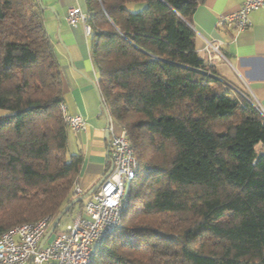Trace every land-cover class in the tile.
<instances>
[{
  "label": "trees",
  "instance_id": "16d2710c",
  "mask_svg": "<svg viewBox=\"0 0 264 264\" xmlns=\"http://www.w3.org/2000/svg\"><path fill=\"white\" fill-rule=\"evenodd\" d=\"M85 2L100 113L138 160L122 226L93 263L264 264V116L196 50L204 0ZM43 9L0 0V235L77 197L83 156L68 153Z\"/></svg>",
  "mask_w": 264,
  "mask_h": 264
},
{
  "label": "crops",
  "instance_id": "0c3cea01",
  "mask_svg": "<svg viewBox=\"0 0 264 264\" xmlns=\"http://www.w3.org/2000/svg\"><path fill=\"white\" fill-rule=\"evenodd\" d=\"M39 1V0H38ZM243 0H204L190 17L195 32V48L207 58L209 43L217 45L221 56L210 61L226 80L244 89L264 110V5L249 14L251 26L242 31L224 22L222 17L235 12ZM44 26L61 66L62 103L69 114H80L88 123L87 131L69 129L68 148L80 153L83 161L76 178L83 195L107 171L108 143L106 122L96 115L97 101L89 78L95 83L98 73L92 63L84 24L69 25L67 8L77 6L86 12L85 0H40ZM88 80V81H87ZM101 114V113H99ZM106 118V117H105ZM85 199L83 200V202ZM82 204L77 207V212Z\"/></svg>",
  "mask_w": 264,
  "mask_h": 264
},
{
  "label": "built area",
  "instance_id": "2783aa9c",
  "mask_svg": "<svg viewBox=\"0 0 264 264\" xmlns=\"http://www.w3.org/2000/svg\"><path fill=\"white\" fill-rule=\"evenodd\" d=\"M264 0H243L233 13L220 19L235 31L251 26L249 14L262 7ZM87 14L77 6L67 8L69 25L84 24L86 35L90 27ZM209 61L221 56L219 47L209 43L206 47ZM235 94L243 95L264 116L260 103L245 96L237 88L229 87ZM60 111L67 127L73 131H87L88 123L80 114H69L60 103ZM108 114L109 154L112 169L102 183L85 199L80 212L63 226L55 229L48 240L38 247L42 237L51 226L54 216L47 215L35 222L21 223L0 235V264H94L96 252L115 231L122 226V213L129 202V188L138 171L136 153L124 127L115 131L113 119ZM76 195L81 193L77 181L73 183Z\"/></svg>",
  "mask_w": 264,
  "mask_h": 264
},
{
  "label": "water",
  "instance_id": "95a60500",
  "mask_svg": "<svg viewBox=\"0 0 264 264\" xmlns=\"http://www.w3.org/2000/svg\"><path fill=\"white\" fill-rule=\"evenodd\" d=\"M40 2V0H39ZM103 112L105 114L106 119L108 120V114L106 109H103ZM108 121L106 123V128H105V137L107 139V141L109 140L108 137ZM108 148H109V143H108ZM112 169V165L110 164L109 168L107 169V171L101 176V178L97 181V183L86 193H84L83 195L77 196L74 199H72L54 218L51 226L49 227L48 231L45 233V235L42 237L38 247L41 248L42 245L48 240V238L54 233L55 229L57 228L61 217L75 204H77L79 201H83L84 199H86L101 183L102 181L107 177V175L110 173ZM31 259L26 263V264H30Z\"/></svg>",
  "mask_w": 264,
  "mask_h": 264
},
{
  "label": "rangeland",
  "instance_id": "374dc122",
  "mask_svg": "<svg viewBox=\"0 0 264 264\" xmlns=\"http://www.w3.org/2000/svg\"><path fill=\"white\" fill-rule=\"evenodd\" d=\"M128 9L130 10H135L137 7L132 5L131 3L127 5ZM87 43H88V46H89V36L87 38ZM88 81V80H87ZM88 83L90 84L91 88L93 89V92L95 94V97H96V101H97V111H96V115L99 117V119L101 121H103V123L106 122V118H105V114H99L100 113V110H99V98H98V94H97V91H96V88H95V82L89 78V81ZM113 126H114V129L116 132H118V129L121 128V125L116 123L115 121H113ZM73 151L70 149V147L68 148V153H72ZM79 206V203H77L74 207H72L68 212H66L60 219V222L57 226L58 227H61L63 226L66 222H68L69 220H71V218L76 214L77 212V207ZM55 218V217H54ZM56 228V229H57Z\"/></svg>",
  "mask_w": 264,
  "mask_h": 264
}]
</instances>
